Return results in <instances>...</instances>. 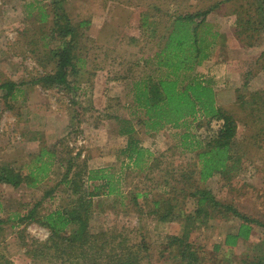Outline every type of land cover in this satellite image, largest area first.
<instances>
[{
    "label": "rangeland",
    "instance_id": "rangeland-1",
    "mask_svg": "<svg viewBox=\"0 0 264 264\" xmlns=\"http://www.w3.org/2000/svg\"><path fill=\"white\" fill-rule=\"evenodd\" d=\"M55 1L0 0V84L10 79L21 89L17 97L6 98V90L0 88V164L9 163L27 174L48 161L50 169L36 187L0 183V217L11 218L0 226V264H94L83 257L56 260L45 255L42 247L50 230L38 221L19 223L16 216L41 199L37 210L42 216L67 204L70 196L62 179L73 162L88 169H109L119 178L116 193L93 199L89 219L95 236L100 232L116 236L103 250L110 253L104 264L111 255L134 264H182L180 246L169 243L187 229L193 230L190 241L199 252L198 264H256L264 255L263 226L256 224L249 239L227 247L224 238L239 226L237 218L218 216L209 206L207 215L186 219L194 215L197 201L190 195L194 187L180 180L183 173L198 171L197 152L205 149L195 150L198 143L193 142L213 139L222 120L197 119L190 129L169 126L148 133L139 123L143 113L134 103L132 86L136 79L158 73L154 60L148 65L144 60L158 49L160 36L172 29L179 14L204 12L215 5L200 31L220 36L210 57L193 72L214 81L218 105L233 113L238 127L229 170L203 186L220 201L264 221V0H63L78 28L77 52L84 63L79 75L70 76L78 86L73 91L34 83L54 67L47 52L59 42L50 37L56 26ZM58 12L62 13L61 7ZM238 19L242 25L238 26ZM85 20L89 22L80 25ZM43 32L47 37L42 39ZM236 90L240 100L225 97ZM131 124L141 146L154 153L150 170L129 168V158L121 152L129 140L121 131ZM192 143L194 147L188 148ZM43 148L54 150L55 157H39ZM51 188L53 195L45 196ZM138 192L148 195L138 196L135 204ZM173 195L176 218L157 219L151 213L155 199ZM220 242L222 248L215 250ZM62 249L61 242L49 250ZM34 252L40 256L36 258ZM137 252L135 259L131 253Z\"/></svg>",
    "mask_w": 264,
    "mask_h": 264
},
{
    "label": "trees",
    "instance_id": "trees-1",
    "mask_svg": "<svg viewBox=\"0 0 264 264\" xmlns=\"http://www.w3.org/2000/svg\"><path fill=\"white\" fill-rule=\"evenodd\" d=\"M62 1L57 0L54 2L56 26L52 28L50 34L52 40L56 41L58 39L59 42L52 45L49 52H47L49 57L53 59L54 67L51 71L36 78L34 83L46 88L62 87L64 90L73 91L78 86L70 76L79 75L80 68L84 63L80 62L81 57H78L77 52L79 46L78 28L72 23ZM59 7L62 8V13L58 12ZM214 9L215 5H211L204 12L179 14L176 17L172 29L166 30L160 36V41L157 42L159 44L158 49L144 60L145 65L154 60L158 73L136 79L133 82L132 92L136 107L142 110L144 114L139 123L147 129L146 132L148 133L157 132L169 126L190 129L192 122L197 119L205 121V123H210L214 119L222 120L213 139L209 137L205 144H202L204 141L193 142L198 143L194 148L195 150L205 147L204 150H198L197 152L198 171L191 170L187 174L186 172L183 173L180 181L194 187L193 191H190V195L197 201L194 215H188L187 220L198 219L201 214L207 215L209 206L215 209L218 216L231 217L232 215L233 218L238 219L239 226L235 230L228 231L223 241L225 246L234 247L239 244L241 239L250 238L256 224L264 227V221L239 210L232 203L220 201L213 194V191L203 186V183L209 178L216 176L225 169L229 170L231 160H233L231 146L233 141L236 140L238 127L233 113L218 105L217 92L213 81L206 79L198 72H193L204 59L210 57L212 44L215 45L217 38L220 36L218 33H211L212 35L209 36L207 31L204 33L200 31V26L205 21L206 15ZM199 16H202L203 19L193 25V22ZM44 20L47 21V13L43 14ZM61 20H64V22H61ZM88 22L87 20L82 21L80 25ZM239 23L242 25L243 22L238 19V26ZM144 24H147V21L144 20ZM207 28H210V25ZM46 37L47 33L43 32L41 38ZM0 88L6 90V98L21 90L19 89V83L10 79L2 82ZM136 131L137 129L133 124L127 129H122V133L129 135V140L121 152L129 158V161H132V164L128 163L129 168L135 166L143 169L147 162L153 158V153L150 149L141 146V139L135 136ZM185 136L189 137L190 133H185ZM193 143L188 148H193ZM46 154L50 158L55 157V151L46 148H43L39 157ZM46 162L31 167L32 169L27 174L9 163H1L0 183L15 187L22 185L36 187L49 176V163ZM86 173L88 175L85 179L84 175ZM117 177L116 173L109 169H88L86 164L73 162L67 166L62 179L70 196L67 204H62L56 211L42 216L37 210L38 205L42 204L41 199L26 213L16 212L18 222L38 221L50 230L49 240L44 242L45 245L42 247L45 250V255L50 254L56 260L83 257L85 261L91 260L94 264H104L103 259L106 256L109 258L110 253H103V250L108 245V241L111 242L109 239H116V236H110L107 232H100L95 236L90 231L89 219L95 197L109 196L116 193L119 180ZM165 182L168 184V181ZM54 191L55 188L47 190L45 196L53 195ZM140 195L146 197L148 194L136 193L134 196L135 204H139L137 200ZM173 196V198L155 199L154 209L151 210V213L156 214L157 219L176 218L177 215L174 209L177 205L172 203V200L176 197ZM2 212L3 205L0 202V213ZM10 219L0 217V226ZM12 225L15 226V222ZM186 228L190 227L187 226ZM190 230H185L182 235H173L169 243V245L180 246L181 257L184 261L182 264H198L199 260V252L193 247L194 243L190 241L193 232V230ZM61 242L64 244V249L60 253L49 250L50 248L55 249ZM142 245L147 247L145 241ZM214 246L215 250H220L223 245L220 242ZM68 250L70 251L67 255L66 251ZM41 252L43 251L41 250ZM34 254L36 258L40 256L36 252ZM131 254L135 259L139 257V252ZM255 263L264 264V255ZM106 264L134 263L126 257L116 259L111 255Z\"/></svg>",
    "mask_w": 264,
    "mask_h": 264
},
{
    "label": "crops",
    "instance_id": "crops-1",
    "mask_svg": "<svg viewBox=\"0 0 264 264\" xmlns=\"http://www.w3.org/2000/svg\"><path fill=\"white\" fill-rule=\"evenodd\" d=\"M204 66H206V63H205V65ZM223 69H225V67L223 68ZM214 82V81H213ZM230 93H232V91L231 92H229V95H226L225 97L226 98H230L231 100H240V98H241V94H239V97H238V95H237V90H236V92L235 93H233V95H231ZM10 97H17V93H14V95L13 96H10ZM133 98H134V95H133ZM139 109V108H138ZM140 110V109H139ZM140 112V111H139ZM141 112L143 113V111L141 110ZM143 116H144V114H143ZM132 125V124H131ZM152 133H155V132H152ZM151 133V134H152ZM141 145H142V143H140ZM148 149H150V151L153 153V151H152V149L151 148H149L148 147ZM153 155H154V153H153ZM152 159V158H151ZM152 160H154V159H152ZM152 160H150V161H148L147 162V165H145V168L146 169H148V170H150L151 168H152V165H153V163L151 162ZM130 163L132 164V161H130ZM133 168V167H132Z\"/></svg>",
    "mask_w": 264,
    "mask_h": 264
}]
</instances>
